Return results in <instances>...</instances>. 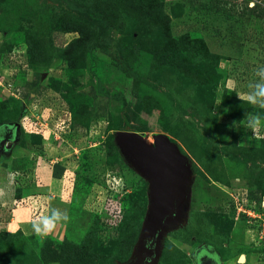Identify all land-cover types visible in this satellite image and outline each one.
I'll return each instance as SVG.
<instances>
[{"label":"rangeland","instance_id":"374dc122","mask_svg":"<svg viewBox=\"0 0 264 264\" xmlns=\"http://www.w3.org/2000/svg\"><path fill=\"white\" fill-rule=\"evenodd\" d=\"M72 1L92 7L105 26L64 1L0 0V121L28 118L18 141L0 149V199L9 198L0 217L16 206L17 177L42 181L39 164L53 168L74 202L59 236L1 229L0 264L134 263L150 197L148 180L110 139L125 125V101L137 132L149 142L167 134L192 166L182 219L166 228L158 264H195L201 246L223 264H264V110L245 114L235 100L249 101L260 80L264 0ZM235 17L252 23L235 28ZM237 29L245 34L235 38ZM250 58L261 62L246 65ZM98 79L124 99L98 92ZM249 115L261 125L251 128ZM120 176L130 191L114 233L105 210L119 193L107 184L121 188ZM83 177L91 185L75 198ZM249 204L253 217L237 208Z\"/></svg>","mask_w":264,"mask_h":264},{"label":"water","instance_id":"95a60500","mask_svg":"<svg viewBox=\"0 0 264 264\" xmlns=\"http://www.w3.org/2000/svg\"><path fill=\"white\" fill-rule=\"evenodd\" d=\"M113 137L124 159L149 182L150 204L134 258L158 264L166 228L182 219L192 178L190 160L165 133L155 134L152 142L133 130H117Z\"/></svg>","mask_w":264,"mask_h":264},{"label":"crops","instance_id":"0c3cea01","mask_svg":"<svg viewBox=\"0 0 264 264\" xmlns=\"http://www.w3.org/2000/svg\"><path fill=\"white\" fill-rule=\"evenodd\" d=\"M22 148L25 151H22L21 154L24 155V153L26 154V149L24 147ZM18 150L19 149H16L17 153ZM19 151L21 152V150ZM39 165L38 174L42 176V179H40L42 181H40L38 185H30L19 189V192L15 190V193H13L10 198V202L14 204L16 203V206L10 210V215L8 214V217L6 216L5 218V215L2 216V218L0 217V230L2 229L8 232L20 230L25 234H35L36 232L32 228L33 222L40 217L50 215L54 209L62 213L66 212L69 217L71 206L69 196L71 194V189H69L68 185L64 186V180L54 176L52 167L44 165L41 166V164ZM39 189H44V192L39 194V192H37ZM17 192L21 193L20 197H17ZM24 197L26 198L24 199ZM16 198L19 199L20 202H18ZM35 199L37 200L35 201ZM8 200L9 198L3 193V199H0V206L2 205L3 208H5L7 206L5 204H9ZM25 200H31V203H27ZM34 210H36V213H39L36 217H33V214L35 215ZM66 223L67 221L65 222V220L58 221L55 228L51 232L43 235L59 236L65 230Z\"/></svg>","mask_w":264,"mask_h":264},{"label":"trees","instance_id":"16d2710c","mask_svg":"<svg viewBox=\"0 0 264 264\" xmlns=\"http://www.w3.org/2000/svg\"><path fill=\"white\" fill-rule=\"evenodd\" d=\"M52 1H64L65 2V4H66V6L68 7V8H70L71 10H73V11H76V12H78V13H81V14H85V15H87V16H89L90 18H93L94 20H98L102 25H104L105 26V21H104V18L102 17V16H100V15H97L95 12H94V10H93V8L92 7H90V6H86V5H77V4H75L72 0H52ZM232 20H234L233 22H239V20H241V19H245L244 17H235V18H231ZM236 20H238V21H236ZM247 20V19H246ZM96 88H97V90H98V92H100V93H102V94H104V95H106V96H110V97H114V98H116V99H124V94H122V93H116V94H110L107 90H105L104 89V86H103V84H102V82H101V80L100 79H98L97 80V86H96ZM63 94V93H62ZM236 98V97H235ZM235 100H238L239 102H241L242 104H243V106H244V108H245V110L246 109H248V111H251L250 112V114L251 113H256V112H258V111H262L263 112V110L264 109H262L263 107H260L259 108V106L258 105H252V103L250 102V101H247V100H244L243 98H239V97H237ZM125 103V106H124V108H123V121H124V124L125 125H123L122 126V128H120V129H125V130H133V131H139L140 129L137 127V126H135V125H133V124H131L130 123V121H129V119L127 118V113L129 112V107H130V103L128 102V101H125L124 102ZM246 105V106H245ZM244 110V113L246 114V112H247V110L245 111ZM258 115H259V113H258ZM249 116H251V115H249ZM246 117L247 116H245V117H242V120L243 119H246ZM249 118V117H248ZM0 124H6V122H5V120H1L0 121ZM9 125H10V123H8ZM11 124H14V122H11ZM20 135L21 134H19V138H20ZM33 139L37 142L38 140H39V142L41 141V137H40V139H37V136L36 135H34V137H33ZM33 139H32V141H33ZM110 139H114V137H113V135H111L110 136ZM35 143V142H34ZM36 144V143H35ZM27 145H30V144H28L27 143ZM36 145H38V143L36 144ZM105 166H106V163L104 164ZM111 169H115V168H118L117 166H112V167H110ZM109 170V169H108ZM105 175V174H104ZM96 178V177H95ZM97 180L98 181H100L101 179H99L98 177H97ZM87 181V183H84V182H86ZM90 182V180L88 179V178H86V177H83V182L81 183V186H79L78 188L76 187V189H75V198H77V194L79 193L78 191H80L81 189H82V185H84L86 188L89 186V185H91V183H89ZM31 184H29V183H20L17 187H16V190L19 192L20 190L19 189H22V188H25V187H27V186H30ZM17 192V197H20L21 196V193H18ZM126 196V198L128 197V192H127V194L125 195ZM125 196H124V198H125ZM74 198V200H75V203H76V199ZM73 204H74V202L71 204V206H70V212H72V209H73ZM123 211H124V214H125V205H124V202H123ZM70 216V215H69ZM122 217L123 216H121L120 218H119V220H117V223H116V225L112 228V230H114V233L115 232H117L118 231V229H119V222H120V220L122 219ZM21 232V231H20ZM4 233H7V235H9V234H11V233H9V232H5L4 231ZM81 250L80 249H77V251H75L76 253L77 252H80ZM66 259L64 260V262H68L69 261V263L70 264H73V262H76V261H78V260H73V262H72V258H67V257H65ZM75 258V257H74ZM73 258V259H74ZM77 258V257H76ZM74 264H76V263H74Z\"/></svg>","mask_w":264,"mask_h":264},{"label":"flooded vegetation","instance_id":"af4514ba","mask_svg":"<svg viewBox=\"0 0 264 264\" xmlns=\"http://www.w3.org/2000/svg\"><path fill=\"white\" fill-rule=\"evenodd\" d=\"M257 20H258L257 18H256V20H254L256 23L255 25H257V26H258V24L264 23L262 21V19H260L261 23ZM235 23H237V26L235 28H241L242 26L244 27V25L251 24L252 21L250 19L249 21L244 20V22L240 23V24H239V22H235ZM232 24H230V26ZM215 28H218V27H215ZM237 30H239V29H237ZM242 33L245 34L244 32L239 30L237 33H234V37L237 38ZM230 38H232V37L230 36ZM263 40H264V37L262 38V41ZM261 44H263V43H261ZM257 53H259V52H257ZM263 59H264V57H263ZM232 61H239V60L238 59H232ZM246 61H248L246 63V65H252L254 63L259 64V62H261L255 58L254 59L250 58L249 60H246ZM19 127H20L19 122L14 123V124L10 123V125L0 124V149H2L3 151L4 150L7 151V149H10L12 147V145H13L12 143L18 141V139H19ZM7 143H10L11 145L6 146ZM195 255H196L195 264H223L221 262L220 258L218 257V255L216 254V252H214L209 247L201 246L200 248L197 249ZM147 258H149V257H147ZM133 264H146V262H145V260L140 261L136 258V259H134Z\"/></svg>","mask_w":264,"mask_h":264},{"label":"clouds","instance_id":"9594fccd","mask_svg":"<svg viewBox=\"0 0 264 264\" xmlns=\"http://www.w3.org/2000/svg\"><path fill=\"white\" fill-rule=\"evenodd\" d=\"M257 75L260 77V80L250 85L252 90L248 95V100L254 104L259 103L264 105V66H260L257 69ZM248 124L251 128L255 129L261 125V119L259 116L253 115L249 118ZM60 220L67 221V213H62L54 209L50 215L35 220L32 228L36 233L47 234L55 228L56 223Z\"/></svg>","mask_w":264,"mask_h":264},{"label":"built area","instance_id":"2783aa9c","mask_svg":"<svg viewBox=\"0 0 264 264\" xmlns=\"http://www.w3.org/2000/svg\"><path fill=\"white\" fill-rule=\"evenodd\" d=\"M26 63H24L22 66H21V68H22V70H26ZM20 90V89H19ZM254 105H258L259 106V103H256V104H254ZM251 116H249V118H250ZM249 118H248V120H249ZM26 120H28V118L25 116V117H22L21 118V121H20V125L21 126H24V122H26ZM246 123H248V121H245ZM39 131H36V133H38ZM116 169V168H115ZM115 169H110V174L112 173V174H114V175H116L119 171H115ZM118 169V168H117ZM17 174H19L17 171H15ZM116 172V173H115ZM110 174H108V175H110ZM106 176H108L107 174H105ZM17 176V175H16ZM110 177V176H109ZM120 178V181H122V183H121V188H115L114 186H112L111 184H107V186L109 187V189H111V190H113V189H116L117 191L115 192V193H119V195H118V197L116 198V201H113V198H110V201H109V203H108V207H107V209L105 210V213H106V219H107V224L111 227V228H113L115 225H116V223H117V220H119V218L121 217V213H122V203H121V198L124 196V194H126L127 192H129L130 191V189H129V187H128V185H125L124 183V180H123V178L120 176L119 177ZM18 182H17V184L18 183H24L25 182V180L23 179V180H21V179H19V177H17V179H16ZM24 181V182H23ZM108 181H110L109 179H108ZM237 208L240 210V211H242V212H244V213H247L248 215H251L252 217L253 216H255V210H254V212H253V207L249 204V206L247 205V207L246 206H237ZM252 208V209H251ZM239 211V212H240ZM253 212V213H252Z\"/></svg>","mask_w":264,"mask_h":264},{"label":"bare ground","instance_id":"6f19581e","mask_svg":"<svg viewBox=\"0 0 264 264\" xmlns=\"http://www.w3.org/2000/svg\"><path fill=\"white\" fill-rule=\"evenodd\" d=\"M245 260V256L241 259V261H244Z\"/></svg>","mask_w":264,"mask_h":264}]
</instances>
